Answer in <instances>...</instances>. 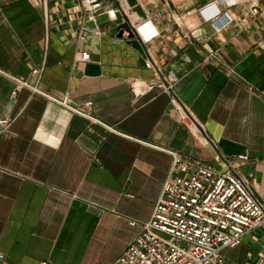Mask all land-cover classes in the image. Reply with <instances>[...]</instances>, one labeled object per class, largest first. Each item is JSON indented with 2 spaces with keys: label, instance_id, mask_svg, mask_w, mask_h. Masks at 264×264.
Instances as JSON below:
<instances>
[{
  "label": "crops",
  "instance_id": "1",
  "mask_svg": "<svg viewBox=\"0 0 264 264\" xmlns=\"http://www.w3.org/2000/svg\"><path fill=\"white\" fill-rule=\"evenodd\" d=\"M135 1L171 26L164 46L177 55L156 54L172 93L135 99L131 83L153 71L101 29L98 50L81 49L76 0H0V264H114L151 216L170 151L211 164L246 155L235 164L264 204V12L242 21L243 7L220 3L233 21L217 30L198 13L207 0ZM221 255L264 264V229Z\"/></svg>",
  "mask_w": 264,
  "mask_h": 264
},
{
  "label": "built area",
  "instance_id": "2",
  "mask_svg": "<svg viewBox=\"0 0 264 264\" xmlns=\"http://www.w3.org/2000/svg\"><path fill=\"white\" fill-rule=\"evenodd\" d=\"M76 1L86 21L96 24L98 16H105L108 20L105 24L112 23L119 12L122 21L129 23L133 38L143 47L144 65L153 71L152 78L136 79L131 83L135 99L154 87L173 90L176 76L172 73L165 77L161 75L160 59L156 54V47L164 46V41L171 39V26L157 29V21L149 12L143 10L141 15L134 8L137 1L132 5L128 0ZM220 3L226 9L243 7L242 21L264 12V0H207L197 10L202 20L217 30L233 21L231 14L221 9ZM184 16L174 14L168 20L181 29ZM258 45L264 48V37ZM163 51L169 56L178 53L174 47H165ZM88 60L89 52L86 50L76 59ZM60 102L76 110L66 96ZM174 102L178 110L184 108L181 102ZM86 105H91V102ZM77 112L84 114L81 110ZM0 122L6 124L7 120L0 119ZM169 153L172 156L171 168L151 216L142 224L141 234L125 248L114 264H228L221 255V249L235 247L248 232L264 229V204L255 196L235 164L247 156L216 155L214 164H211L185 158L176 152Z\"/></svg>",
  "mask_w": 264,
  "mask_h": 264
},
{
  "label": "water",
  "instance_id": "3",
  "mask_svg": "<svg viewBox=\"0 0 264 264\" xmlns=\"http://www.w3.org/2000/svg\"><path fill=\"white\" fill-rule=\"evenodd\" d=\"M128 2L131 5L136 3L135 0H128ZM97 28L101 29L106 36L112 37L114 39L113 43L119 44L123 40L126 44L131 45L143 55V47L133 38L129 23L122 21V16L119 12L116 13V19H114L110 25L95 24L93 21H85L79 30L81 49L88 47L93 53L98 50L99 30H97ZM124 35H126V37H124Z\"/></svg>",
  "mask_w": 264,
  "mask_h": 264
},
{
  "label": "rangeland",
  "instance_id": "4",
  "mask_svg": "<svg viewBox=\"0 0 264 264\" xmlns=\"http://www.w3.org/2000/svg\"><path fill=\"white\" fill-rule=\"evenodd\" d=\"M98 19H100V18H98Z\"/></svg>",
  "mask_w": 264,
  "mask_h": 264
}]
</instances>
